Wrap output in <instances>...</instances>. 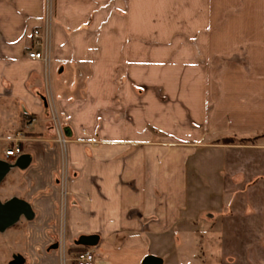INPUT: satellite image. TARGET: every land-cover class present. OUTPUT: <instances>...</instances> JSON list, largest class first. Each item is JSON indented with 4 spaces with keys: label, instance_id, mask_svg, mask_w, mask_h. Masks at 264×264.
<instances>
[{
    "label": "crops",
    "instance_id": "0c3cea01",
    "mask_svg": "<svg viewBox=\"0 0 264 264\" xmlns=\"http://www.w3.org/2000/svg\"><path fill=\"white\" fill-rule=\"evenodd\" d=\"M263 134L264 0H0V264H264Z\"/></svg>",
    "mask_w": 264,
    "mask_h": 264
},
{
    "label": "water",
    "instance_id": "95a60500",
    "mask_svg": "<svg viewBox=\"0 0 264 264\" xmlns=\"http://www.w3.org/2000/svg\"><path fill=\"white\" fill-rule=\"evenodd\" d=\"M30 157L23 155L18 159L17 163H12L7 160L0 159V184L5 180L10 171L15 167H25L29 162ZM27 219L33 218V211L30 204L20 198L14 197L7 201L0 199V231H5L7 228L18 223L21 217ZM98 242V236H83L79 244L85 246H93ZM142 264H164L160 257L149 255Z\"/></svg>",
    "mask_w": 264,
    "mask_h": 264
},
{
    "label": "rangeland",
    "instance_id": "374dc122",
    "mask_svg": "<svg viewBox=\"0 0 264 264\" xmlns=\"http://www.w3.org/2000/svg\"><path fill=\"white\" fill-rule=\"evenodd\" d=\"M47 85V84H46ZM50 119H49V121H50V125H52L51 124V122L53 123V125H55V121H54V117L52 116V117H49ZM21 132H22V135H21V138L20 139H22V136H25V137H27L28 136V133L29 132H27L26 131V129H24V130H20ZM54 135H58V132L56 131V132H54ZM263 137H264V134H263ZM21 143H23L22 141H20V140H18V143L16 144L15 142H13L12 144H13V146H12V148L14 149L15 147H14V145L15 146H19ZM20 149V148H19ZM10 150H12V149H9L8 151H10ZM7 151V152H8ZM7 156V155H6ZM22 180V179H21ZM12 181V179H11V177L8 179H5L1 184H0V188H1V186L3 187H8V185H9V183ZM14 181H15V179H14ZM202 183H200L201 184V188H200V190L201 191H206L207 189H205V187L207 188V181L205 182V181H201ZM205 183V184H204ZM0 195L1 196H3L4 197V199L5 198H8V196H9V194H8V192H5V191H3V192H1V190H0ZM195 207H193V209H194ZM229 215H230V208L229 207H199V210H198V213H195L194 212V215H193V219H195V221H198L199 220V223H203L204 222V220L206 221H215L216 223H218L219 224V222L224 218V217H229ZM203 225H201V227H202ZM194 229L197 231V232H199V230L200 229H198V226H196V227H194ZM209 228H206V227H203L201 230L203 231V230H205V231H207ZM215 230H217L216 228H214ZM0 236H2V234L0 233ZM79 249V248H78ZM74 251H77V250H74ZM81 255V254H80ZM80 255L78 254V255H76L77 257H76V259L77 258H79L80 257ZM0 258H1V256H0ZM8 258H10V255H9V257ZM76 262V261H75ZM77 263V262H76ZM167 264H168V261H167Z\"/></svg>",
    "mask_w": 264,
    "mask_h": 264
},
{
    "label": "built area",
    "instance_id": "2783aa9c",
    "mask_svg": "<svg viewBox=\"0 0 264 264\" xmlns=\"http://www.w3.org/2000/svg\"><path fill=\"white\" fill-rule=\"evenodd\" d=\"M33 36L35 37V46L36 47H43L42 50H30L28 52V56L30 59L34 60H41L43 62H49V55L46 51V46H47V40H43L42 33L39 29H36L33 32ZM57 132H58V140L66 144L68 140L64 137L63 132L61 131L60 127H57ZM20 154V150L18 146H15L14 149L10 150L7 152V157H18ZM77 264H93L95 262V255L91 251H86L80 255L79 258H77Z\"/></svg>",
    "mask_w": 264,
    "mask_h": 264
},
{
    "label": "trees",
    "instance_id": "16d2710c",
    "mask_svg": "<svg viewBox=\"0 0 264 264\" xmlns=\"http://www.w3.org/2000/svg\"><path fill=\"white\" fill-rule=\"evenodd\" d=\"M262 137H263V135L260 137L248 138V139H238L235 137H229V138H223L219 142L224 143V144H235V143L248 144L250 142H256L259 138H262ZM78 252L82 254V253L86 252V250H84L83 248H79Z\"/></svg>",
    "mask_w": 264,
    "mask_h": 264
},
{
    "label": "flooded vegetation",
    "instance_id": "af4514ba",
    "mask_svg": "<svg viewBox=\"0 0 264 264\" xmlns=\"http://www.w3.org/2000/svg\"><path fill=\"white\" fill-rule=\"evenodd\" d=\"M21 218H26V217L22 216ZM16 261H17V257H15V258L11 261V264H16Z\"/></svg>",
    "mask_w": 264,
    "mask_h": 264
}]
</instances>
